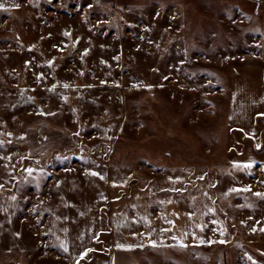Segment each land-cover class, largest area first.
<instances>
[{
	"label": "rangeland",
	"instance_id": "rangeland-1",
	"mask_svg": "<svg viewBox=\"0 0 264 264\" xmlns=\"http://www.w3.org/2000/svg\"><path fill=\"white\" fill-rule=\"evenodd\" d=\"M263 129L264 0H4L0 264H258Z\"/></svg>",
	"mask_w": 264,
	"mask_h": 264
},
{
	"label": "crops",
	"instance_id": "crops-1",
	"mask_svg": "<svg viewBox=\"0 0 264 264\" xmlns=\"http://www.w3.org/2000/svg\"><path fill=\"white\" fill-rule=\"evenodd\" d=\"M3 1L4 0H0V8H2L3 7ZM14 0H6V3L7 2H10V3H12ZM251 165H253L252 167L255 169V173H254V176H252V179H257L258 181L260 180V182H259V185H260V188H258V189H255V191L257 192H259V191H264V181H263V178H262V181H261V177H262V175H264V167H263V163L260 161V162H258L257 160H254L253 161V163L251 164ZM246 174H244V173H242L241 174V177H242V180L243 179H246ZM251 179V180H252ZM260 211L261 212H263V215L262 216H256V218H255V220L256 221H259L258 223H263L264 224V206H262L261 208H260ZM254 231H255V229H251V233H250V236H254ZM253 243H257V244H259V243H264V241H263V239H253V241H252ZM264 248V247H263ZM260 253H261V251L259 250V248H255V250H254V252H253V255H252V257H253V259L255 260V261H257L258 262V264H264V257H262V256H260ZM262 253H264V250H262ZM261 260H263V261H261Z\"/></svg>",
	"mask_w": 264,
	"mask_h": 264
},
{
	"label": "snow or ice",
	"instance_id": "snow-or-ice-1",
	"mask_svg": "<svg viewBox=\"0 0 264 264\" xmlns=\"http://www.w3.org/2000/svg\"><path fill=\"white\" fill-rule=\"evenodd\" d=\"M66 87H67V85H66ZM29 171H31V170H29ZM92 175H98V173H91ZM246 191L248 190V189H245ZM257 195H261L260 193H257ZM65 251L67 250V249H64Z\"/></svg>",
	"mask_w": 264,
	"mask_h": 264
},
{
	"label": "trees",
	"instance_id": "trees-1",
	"mask_svg": "<svg viewBox=\"0 0 264 264\" xmlns=\"http://www.w3.org/2000/svg\"><path fill=\"white\" fill-rule=\"evenodd\" d=\"M263 131H264V129H263Z\"/></svg>",
	"mask_w": 264,
	"mask_h": 264
}]
</instances>
